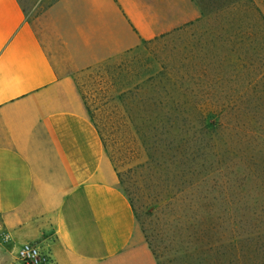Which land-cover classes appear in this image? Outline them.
<instances>
[{
	"label": "crops",
	"instance_id": "crops-1",
	"mask_svg": "<svg viewBox=\"0 0 264 264\" xmlns=\"http://www.w3.org/2000/svg\"><path fill=\"white\" fill-rule=\"evenodd\" d=\"M195 0H0V264H157L75 74L196 18ZM7 238L9 241H5Z\"/></svg>",
	"mask_w": 264,
	"mask_h": 264
},
{
	"label": "rangeland",
	"instance_id": "rangeland-1",
	"mask_svg": "<svg viewBox=\"0 0 264 264\" xmlns=\"http://www.w3.org/2000/svg\"><path fill=\"white\" fill-rule=\"evenodd\" d=\"M19 1L34 16L56 0ZM212 2L195 0L192 25L137 51L160 79L139 92L153 95V103L160 99L156 90L187 98L194 124V108L223 109L239 130L223 131L214 155L194 158L196 145L187 147L174 128L166 133L156 120L147 122L138 99L127 104L145 136L135 133L136 140L125 144L109 130L106 154H114L119 186L133 200L138 228L157 264H264V36L257 33L264 30V0H243L216 18L202 17ZM74 78L76 85L90 87L85 69ZM153 103L142 106L153 109ZM222 142L233 152L229 159L220 155ZM224 163L228 168H221Z\"/></svg>",
	"mask_w": 264,
	"mask_h": 264
},
{
	"label": "trees",
	"instance_id": "trees-1",
	"mask_svg": "<svg viewBox=\"0 0 264 264\" xmlns=\"http://www.w3.org/2000/svg\"><path fill=\"white\" fill-rule=\"evenodd\" d=\"M242 1L216 0V2L210 4L211 6L209 5L202 9V17L212 16L216 18L225 8L237 5ZM259 17L261 20H264V16L260 13ZM196 20L198 21L199 18ZM193 23L194 21L189 22L174 30H181ZM257 33L260 37L264 36V30H259ZM164 35L162 34L159 37H163ZM156 38L145 40L137 47L120 54L117 61L109 58L94 66L87 67L85 70L90 87L87 88L88 84L85 83L79 84L78 82L77 84L89 117L99 133L104 149L106 150L108 147L109 130L119 133L122 143L125 144L126 142L129 143V141L134 142L136 140L135 133L139 136H145L139 130V126L133 123L132 115L134 110L133 107L127 104L128 100L134 103L138 99L142 100V103L141 101L140 103L143 108L139 111L149 114L147 122L151 119L156 120L157 124L165 128L166 133L169 132V129L174 128L185 136L187 147H189L190 143L196 145L192 150L196 154L194 158L205 159L210 154L214 155L215 153L211 151L217 149L218 146L215 141L217 139L221 142L223 131L228 130L230 133H236L240 128L239 124H235L234 122L232 124L230 120H227L223 109L206 110L205 107L201 108L197 106L198 108H194V110H196L198 120L197 124H194L191 122L194 119L193 111L191 110L192 106L189 105L187 98L179 100L175 94L167 91H164V94H160L156 90V96L160 99L157 103H153V97H151L153 95L145 97V95L143 96L139 92L143 88V85L156 87L160 83L157 75L153 76L151 74L154 71V68L151 66L152 62L148 59H141L135 56L136 53H139L137 52L139 49L145 48L147 43H151ZM164 81L168 84L171 83L168 78H165ZM182 96L186 97L184 94ZM146 100L153 103V109H147L146 106H142L146 103ZM132 129L134 132H132ZM222 146L224 149L220 153L221 157L225 156V159H229L233 152L226 145V142H222ZM113 160L114 154L110 152V161ZM228 165L224 163L220 166L226 169ZM126 196L134 212L133 200L128 194Z\"/></svg>",
	"mask_w": 264,
	"mask_h": 264
},
{
	"label": "built area",
	"instance_id": "built-area-1",
	"mask_svg": "<svg viewBox=\"0 0 264 264\" xmlns=\"http://www.w3.org/2000/svg\"><path fill=\"white\" fill-rule=\"evenodd\" d=\"M4 240L7 241V238ZM15 255L23 264H51L52 261L48 253L29 242L19 245Z\"/></svg>",
	"mask_w": 264,
	"mask_h": 264
}]
</instances>
